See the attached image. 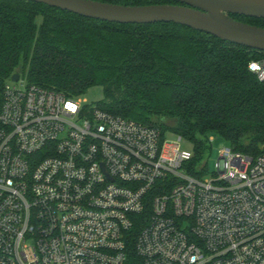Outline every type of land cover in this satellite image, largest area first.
<instances>
[{"label":"built area","instance_id":"obj_1","mask_svg":"<svg viewBox=\"0 0 264 264\" xmlns=\"http://www.w3.org/2000/svg\"><path fill=\"white\" fill-rule=\"evenodd\" d=\"M181 140L10 77L0 264H127L132 241L139 264H264V154L223 147L192 175Z\"/></svg>","mask_w":264,"mask_h":264},{"label":"trees","instance_id":"obj_2","mask_svg":"<svg viewBox=\"0 0 264 264\" xmlns=\"http://www.w3.org/2000/svg\"><path fill=\"white\" fill-rule=\"evenodd\" d=\"M231 17L264 28V19ZM262 59L263 52L172 23L112 24L30 1L0 0V87L13 74L67 97L100 86L104 102L97 108L193 144L192 175L203 144L211 151L212 136L235 152L264 154V79L248 70ZM128 253L127 264H139L133 241Z\"/></svg>","mask_w":264,"mask_h":264},{"label":"water","instance_id":"obj_3","mask_svg":"<svg viewBox=\"0 0 264 264\" xmlns=\"http://www.w3.org/2000/svg\"><path fill=\"white\" fill-rule=\"evenodd\" d=\"M91 20L120 25L172 23L264 53V28L234 20L264 19V0H170L177 4L123 6L92 0H24ZM18 74L11 80L16 82Z\"/></svg>","mask_w":264,"mask_h":264},{"label":"rangeland","instance_id":"obj_4","mask_svg":"<svg viewBox=\"0 0 264 264\" xmlns=\"http://www.w3.org/2000/svg\"><path fill=\"white\" fill-rule=\"evenodd\" d=\"M76 100L82 102V104L84 105H94L97 103H103L104 102L103 88L100 86H93L88 90H86L84 93L80 94L78 97H76ZM167 125H172V123H167ZM163 135L165 140L170 142H177L179 140V136H177L176 134L170 131H165ZM210 140H211L210 142L211 151L208 153L206 151L207 144L206 143L203 144L204 149L201 151V155L199 156L200 161L198 164L197 163L194 164L193 167L199 168L202 159H204V157L207 154H210V156L208 157L207 169L209 171L213 170L214 163L217 159V151L222 149L223 147H227V143L222 138H219L217 136H212ZM180 147L184 151L194 153L193 144L186 142L185 140L180 141Z\"/></svg>","mask_w":264,"mask_h":264}]
</instances>
